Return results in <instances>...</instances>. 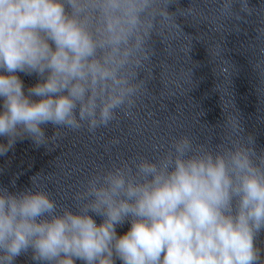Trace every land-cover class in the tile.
Masks as SVG:
<instances>
[{
  "label": "clouds",
  "instance_id": "9594fccd",
  "mask_svg": "<svg viewBox=\"0 0 264 264\" xmlns=\"http://www.w3.org/2000/svg\"><path fill=\"white\" fill-rule=\"evenodd\" d=\"M171 2L0 0V156L25 138L48 147L68 131L95 134L134 119L153 37L164 42L179 28ZM234 2L217 0L219 15L242 19ZM238 2L252 14L248 0ZM18 72L41 82L26 95ZM223 127L214 146L185 135L154 160L98 167L73 196L77 211L57 204L40 173L22 191L0 186V264L29 251L35 264H264V151L236 116ZM125 221L131 227L117 235Z\"/></svg>",
  "mask_w": 264,
  "mask_h": 264
}]
</instances>
